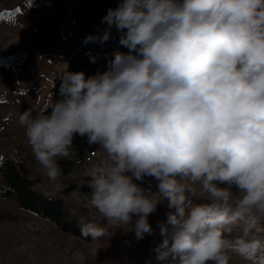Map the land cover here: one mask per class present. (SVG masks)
Returning <instances> with one entry per match:
<instances>
[{
    "label": "clouds",
    "instance_id": "obj_1",
    "mask_svg": "<svg viewBox=\"0 0 264 264\" xmlns=\"http://www.w3.org/2000/svg\"><path fill=\"white\" fill-rule=\"evenodd\" d=\"M101 23L84 42L115 29L128 51L91 75L65 70L59 99L18 118L48 180L87 137L106 155L86 204L108 227L143 240L166 203L157 261L264 264V0H118Z\"/></svg>",
    "mask_w": 264,
    "mask_h": 264
},
{
    "label": "rangeland",
    "instance_id": "obj_2",
    "mask_svg": "<svg viewBox=\"0 0 264 264\" xmlns=\"http://www.w3.org/2000/svg\"><path fill=\"white\" fill-rule=\"evenodd\" d=\"M80 4L81 0L69 2L66 13L59 21L53 6L45 0H0V131L18 133L10 134L5 142H0V159L18 161L16 145L20 142L30 148L18 118L26 110L35 114L49 105L51 85L65 71L76 48L72 44L77 36L74 19ZM103 16L95 24L94 29L98 34L106 27L101 23ZM118 39L119 33L113 29L111 39L104 44L111 50L127 52L126 48L118 46ZM12 52L29 53L27 65L23 67L22 63L8 62L5 55ZM83 143L89 144L87 137L76 135L69 157L58 161L62 175L56 182L48 180L45 170L34 159V170L44 177L38 189L49 196L73 201L100 218V214L86 204L91 190L89 180L84 177L90 176L93 167L101 163L106 154L99 145L92 144L97 152L94 162L78 166L76 159ZM142 186L156 191V182L151 178H146ZM0 209L21 217L19 222L0 224V264H105L106 254L95 243L87 242L60 229L48 219L21 209L13 200L0 199ZM169 211L165 208L156 217L150 239L151 248L144 264H163L156 260L153 249L162 240L158 222L165 221ZM121 230L134 246V232L128 231L127 227ZM119 258L120 264H130L124 252L120 253ZM230 264L247 262L233 257Z\"/></svg>",
    "mask_w": 264,
    "mask_h": 264
},
{
    "label": "trees",
    "instance_id": "obj_3",
    "mask_svg": "<svg viewBox=\"0 0 264 264\" xmlns=\"http://www.w3.org/2000/svg\"><path fill=\"white\" fill-rule=\"evenodd\" d=\"M53 6L57 20L63 18L67 10V4L73 0H45ZM118 0H81L74 25L77 36L73 40L76 46L73 55L67 62V71L84 72L87 75L95 73L98 69L106 66L113 58V52L109 46L98 42H84L89 35H98L95 32V24L101 15H105L110 7H116ZM8 62L12 64L22 63L25 67L28 63L29 53L12 52L5 55ZM95 57V62L91 61ZM55 83V87H54ZM51 85V100L54 103L59 99L60 77ZM49 103V104H50ZM43 111V110H42ZM10 134H17L16 131H0V142H5ZM18 161L14 159H0V199H11L21 209L31 211L42 218L48 219L60 229L70 232L73 235L95 243L99 249L105 252V264H120V253L130 264H144L147 254L151 248L150 239L152 235H146L143 240L134 239V246L129 243L128 237L120 228L108 227L105 220L97 218L92 212L84 209L73 201L62 197L49 196L38 189L44 177L34 170V156L30 148L23 142L16 145ZM89 180L90 176L84 177ZM167 208L166 203L158 206L157 211L149 216V223L152 225L153 233L157 215ZM21 217L0 209V224L6 221L19 222ZM88 224H95L105 227L107 234L98 239L81 234V227Z\"/></svg>",
    "mask_w": 264,
    "mask_h": 264
},
{
    "label": "built area",
    "instance_id": "obj_4",
    "mask_svg": "<svg viewBox=\"0 0 264 264\" xmlns=\"http://www.w3.org/2000/svg\"><path fill=\"white\" fill-rule=\"evenodd\" d=\"M97 152L92 145L83 143L79 147V155L76 159L78 166L93 163L96 158Z\"/></svg>",
    "mask_w": 264,
    "mask_h": 264
}]
</instances>
